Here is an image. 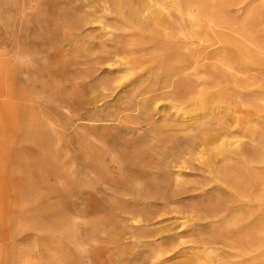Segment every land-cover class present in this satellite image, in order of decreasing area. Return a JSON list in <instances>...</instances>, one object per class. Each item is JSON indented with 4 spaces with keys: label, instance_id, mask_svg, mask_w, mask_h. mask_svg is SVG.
I'll use <instances>...</instances> for the list:
<instances>
[{
    "label": "rangeland",
    "instance_id": "374dc122",
    "mask_svg": "<svg viewBox=\"0 0 264 264\" xmlns=\"http://www.w3.org/2000/svg\"><path fill=\"white\" fill-rule=\"evenodd\" d=\"M154 1L190 35L174 0ZM212 1L236 24L255 14L264 41V0ZM107 6L0 0V264H176L199 256L201 264L258 263L264 252L245 248L264 231V200L232 201L228 184L203 163L223 144L208 131L216 112L204 116L194 101L167 95L149 109L143 99L174 89H163V73L146 63L157 43L146 35L144 47H131L134 30ZM206 32L209 41L189 46L201 58L215 49L217 33ZM211 57L202 60L205 77L213 75ZM246 72L240 78L257 90L263 73ZM242 92L213 93V107L246 109ZM245 127L235 145L254 147ZM193 141L204 142L201 153L170 168Z\"/></svg>",
    "mask_w": 264,
    "mask_h": 264
},
{
    "label": "bare ground",
    "instance_id": "6f19581e",
    "mask_svg": "<svg viewBox=\"0 0 264 264\" xmlns=\"http://www.w3.org/2000/svg\"><path fill=\"white\" fill-rule=\"evenodd\" d=\"M105 2L108 4L106 10L118 15L123 24L134 30L131 35L132 41L129 43L131 47H144L142 44L145 45V43H142L140 38L144 36L145 39L146 35L149 36L150 42L152 40L157 43V47H155L158 49V54L146 63L150 70L156 69L163 73L165 78V84L162 83L163 89L169 87L174 89L170 91V88L166 93L162 90L160 94H156L159 89L153 91L155 95L143 99V101L146 100L148 108L155 110L160 101L159 97L163 96L165 99L167 95L170 96L168 99L172 97L174 102H179L181 105L194 101L204 116L216 112V127L210 128L208 131L214 133L212 138L216 142H223V144L221 143L222 145L214 149L216 156L203 162L204 165L206 164L210 175L212 174L215 178L228 184L232 201L240 202L241 199L247 197L254 201L264 200V77L257 83V90H251L250 87L253 85L247 83V80H242V77L240 78V75H245L249 69H258L264 75V41L256 34V28L262 23L257 21L256 15H251L249 21L241 25L233 23L227 11L212 0L211 2L209 0H174L173 8L180 15L188 16L191 23V33L186 36L184 33L182 34L183 31L178 29L179 26L174 25V21L169 23L165 20L170 15L166 16L164 13L167 9L164 2L160 3L154 0H140L137 4L131 0H105ZM204 29L206 30L204 31ZM206 31L214 35L217 33L213 41L211 40L213 45H210L215 49L201 58L199 54H192L190 51L192 48L190 49L189 46L205 39V41H209L211 38ZM224 33H227V37H221ZM148 36H146L147 39ZM139 49L128 50L127 54L138 52ZM196 52L195 54H197ZM211 54V59L214 60L213 75L205 77L203 76L202 60L209 59ZM111 61L114 59L108 60L109 65ZM230 87L245 90L242 92L241 98L246 109L233 112L230 108L221 107V102L213 107L214 97L212 94L218 92V98L221 99L220 94ZM239 113L242 116H238ZM197 123H199L198 120ZM242 126H246L245 129L250 131V137L256 143L254 147L247 148L241 141L235 145L237 143L235 134ZM203 144V141L190 142L183 151L181 150L182 155L177 157V160L170 162V168L175 165L177 167L187 165L188 159L201 153L200 149ZM218 156L221 158H217ZM167 166L169 167V165ZM231 209L233 210V207H229L228 212ZM241 227L246 228L247 225ZM253 247L260 256H263L264 231H260L258 237L251 240L245 251H252ZM259 260L256 264H264L263 257ZM201 262L202 257L199 256L195 260L187 258L176 264H201Z\"/></svg>",
    "mask_w": 264,
    "mask_h": 264
}]
</instances>
